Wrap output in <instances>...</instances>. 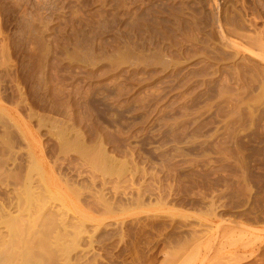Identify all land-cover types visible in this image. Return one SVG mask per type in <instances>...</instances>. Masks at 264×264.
Wrapping results in <instances>:
<instances>
[{"label": "rangeland", "instance_id": "obj_1", "mask_svg": "<svg viewBox=\"0 0 264 264\" xmlns=\"http://www.w3.org/2000/svg\"><path fill=\"white\" fill-rule=\"evenodd\" d=\"M256 37L261 38L262 43L264 42V0H0V90L2 91H0V115L5 121L7 120L9 124L17 121L23 124V127L24 123H27L31 130L37 131L35 121L38 117L46 118L48 115L47 117L72 123L70 120L78 115L75 119L82 118V121L76 120L78 125L81 122L82 125H94V128L98 125L97 127H100V130H95L96 132H89L92 136L99 134L102 137L103 133H106L102 139H109L110 143L105 140L107 146L114 145V148L119 146V152L122 150L124 153L130 148L133 149L130 151H133L138 165L147 168L146 172L149 174L154 172L158 174L159 182L155 180V182H151L153 180L151 175L146 177L140 175L141 177L137 176L135 179V185L145 182L143 188L148 189L142 207L136 208L135 205H131L127 206L131 210L115 211L112 216L108 214L107 217L111 219L104 221V224L107 225L105 230L110 233L118 222L123 221L124 225L121 224V226L125 228L123 230L126 231L124 233L126 236L121 243L113 235L104 242V251L96 249L101 254L102 264H130L135 255L141 251L145 254L158 255L157 260L160 261L161 253L176 248L175 244L177 245L178 239L184 240L190 237V230L199 224L197 216L200 217L201 223L205 224L206 227H203L206 229V233L210 234L207 235L212 239L215 237L214 247L208 251L209 253H205L206 260L208 259L206 264H212L216 257H225L226 254L228 256L235 252L236 248L227 247V244H224L223 248L226 253L218 247L226 243L221 238L230 235V232L233 234H231V239H235L241 233L238 232L242 231L239 225H247L253 229L264 231V220L251 219L253 212L257 210L250 209L256 205L264 206V178L258 176H264V157L251 150L252 148L248 145H246V149L244 141L240 138L235 142L228 140L227 131H224L227 136L223 132V128L226 126L230 129L235 127L233 119L241 120V116H246L248 110L254 109V106L257 109V114L261 116L258 118L261 123H259L260 128L264 125V116L261 115V113L264 114V92L262 90V88L264 89V49H262L264 47H261V51L260 46L257 45L259 42L253 41H256ZM241 38L243 39L241 40ZM193 39L194 41H192ZM39 69H42L41 72ZM51 80L52 82H49ZM43 82L46 83V88L44 86L46 90L42 88ZM50 87L51 89L53 87V92ZM56 89H62L59 92L71 101L61 93H57ZM84 91H87V94L88 92L97 94V97L88 94L87 96L90 98H87ZM91 91L93 92L91 93ZM260 93L261 95H259ZM49 94L53 98L59 99L56 100L57 104H55V99L54 103L52 102L53 99ZM73 94L75 95L72 96ZM68 95L73 98L71 99ZM45 96L47 98L49 96L50 102L49 98L47 99ZM93 96L96 98L93 99ZM259 96H262L263 99L260 100ZM77 99L81 101L75 103L77 109L72 107V110L69 109V111L68 108L71 105L74 106V102H78ZM97 99H100L101 103ZM66 100L68 101L66 102ZM89 100H95L96 106L93 105L97 108L99 106V110L101 109L100 112L97 111V115L94 111L97 109L92 105L93 101ZM58 101H63L65 104L62 102L60 104L63 106H59ZM84 101L87 107L81 108ZM237 101L243 109L239 107ZM228 102L229 104L233 102L232 105H234H229ZM255 103L258 105L256 106ZM100 104H104L106 108ZM206 104L211 106L207 107ZM107 108L108 110H105ZM202 108L208 112L200 110ZM102 109L105 110L103 112L106 115L101 113ZM253 109L255 115L256 112ZM29 110L31 111L29 112ZM63 110H66L65 114L62 113ZM75 110L76 112L78 110L76 114ZM234 111L238 114H235ZM82 112H85V115ZM86 112H94V116H97V119L100 116V119L92 121L94 117L89 113L87 117ZM228 113L233 114V116L230 115L233 119L231 117L229 119ZM33 114L37 115V119ZM66 114L70 119H64L63 116ZM111 116L110 121L108 118ZM189 116L190 118H187ZM181 120L182 122H180ZM227 120L230 123L233 121V126H231L232 123L225 126ZM240 120L238 122L241 125L238 122L236 124L235 129L237 130L245 122L241 120V123ZM82 125H79L80 128L84 127ZM92 126L84 127L83 130L90 131L89 128L91 129ZM45 130V128L40 129L37 136L40 138L41 145L47 147L54 144V142L49 143L54 139L50 136L49 139ZM214 130L218 134L211 138L206 137L211 132H215ZM231 132L232 130L229 133ZM220 133L221 135H219ZM223 134L227 140L224 139ZM237 142L239 143L237 144ZM113 147L108 148L113 149ZM127 148L129 149L127 150ZM178 148L181 150L180 154L185 155H180L181 157L176 155L177 157L168 161L169 163L166 164L168 170H164L162 173L161 165L162 159H165L164 155L171 156L173 149ZM242 148L245 149V153ZM239 149H242L243 152ZM130 151L126 152L127 156ZM123 152L121 156H124ZM240 152L243 156H240ZM118 156L121 157L120 154ZM224 157H228L229 160L226 161ZM239 157L247 159L245 163L251 178L250 186L253 187V192L255 190L258 192L249 196V199L252 200H249L250 202L247 204L245 201L241 202L244 200L241 196L243 191L241 186L243 185L239 181L241 180V171L237 168L239 162H236L241 160V158L238 159ZM238 183L239 185H237ZM123 184L124 181L119 184L121 186L119 193L123 192L128 196L132 193L131 196H135L134 186L130 182ZM170 184L172 190L167 189ZM150 185L154 187L151 188ZM160 193L161 195H158ZM261 194L262 196H259ZM243 195L246 199L247 194L244 192ZM157 196H162L164 203L160 202L159 204L157 200H154V197L158 198ZM253 196L256 199L253 200ZM202 198L204 199L202 200ZM212 198L216 201V205L217 203L219 206L222 205L218 211L220 213H217L218 218L214 219L204 212L207 202ZM141 211L148 213L144 214ZM180 214L189 218L184 219L185 222H183V219V221L179 219ZM70 221L75 222L74 216ZM217 226L219 228L215 233L214 229ZM229 228L235 229V231H230ZM247 232L244 234L247 238H255V232L251 230ZM251 233L254 237L250 236ZM230 238L226 237V239ZM218 243L219 245H217ZM167 245L168 247H166ZM238 245L240 246V244ZM238 245H235L237 246L236 250H240L237 253L241 255L243 249L241 250ZM189 249H186L181 256H192V250ZM215 249L222 250L224 255L222 253L220 255L219 251V256ZM202 253L204 252H201L200 255L204 256ZM181 256L180 258H182ZM155 264H159V262ZM193 264H199V262L196 261Z\"/></svg>", "mask_w": 264, "mask_h": 264}, {"label": "bare ground", "instance_id": "obj_2", "mask_svg": "<svg viewBox=\"0 0 264 264\" xmlns=\"http://www.w3.org/2000/svg\"><path fill=\"white\" fill-rule=\"evenodd\" d=\"M183 23H187V22H183ZM182 26H184V25H182ZM135 28H136V26H135ZM132 32H134V31H132ZM192 32H193V30H192ZM235 36L237 37V35H235ZM242 39L243 38H241V40ZM192 41H194V39ZM195 41H197V40L195 39ZM253 41L256 43L259 42V43H257V45L260 46V50H261V47H264V42L262 43L263 40L261 38L256 37V41L255 40H253ZM250 44H251V42H250ZM231 46H234V45H231ZM262 49H264V48H262ZM178 51H179V48H178ZM261 54H263V53L261 52ZM260 58H262V57L260 56ZM260 58H258V59H260ZM41 70H40V72H41ZM193 73H195V72H193ZM43 75H44V73H43ZM41 77H43V76H41ZM190 78H188V79H190ZM210 78H212V77H210ZM42 79H44V78H42ZM190 80H192V79H190ZM49 82H52V80ZM54 82H55V80H54ZM194 83H196V82H194ZM42 84H43L42 88H44V86L46 88V83L43 82ZM196 84H198V83H196ZM263 86H264V84H263ZM39 88H40V86H39ZM50 89H51V87H50ZM52 89H53V87H52ZM59 90L56 89L57 93L59 92ZM262 90L264 92L263 88H262ZM53 91L54 90H52V92ZM93 91H91V93ZM52 92H50V94ZM44 93H45V91H44ZM44 93L42 92V94H44ZM59 93H61V92H59ZM84 93H86V96L88 94H90V92H88V94H87V91H84ZM261 93L259 95H261ZM50 94H49V96H50ZM65 94L67 95V93H65ZM75 94H73L72 96H74ZM81 94L83 95V93H81ZM52 95H54V94L52 93ZM76 95H78V94H76ZM91 95H96V97H97V94L92 93V94H90V96ZM49 96H48V98H49ZM54 96H56V95H54ZM62 96H65V95L62 94ZM68 96H70V95H68ZM79 96H77V97L79 98ZM1 97H2V95H1ZM65 97L67 98V96H65ZM88 97L89 96H87V98ZM93 97H94L93 99L96 98L95 96H93ZM182 97H183V95H182ZM50 98L53 99L52 100L53 103H54V99H55V102H56L55 104H57L56 100H59L58 98L57 99L53 98V96H50ZM50 98L48 100L49 102L51 100ZM72 98L73 97H71V99ZM261 98L263 99L262 96L260 97V100H261ZM5 99H7V98H5ZM23 99H22V101H23ZM67 99H69V98H67ZM85 99H86V97H85ZM109 99H110V97H109ZM97 100L100 101V99H97ZM103 100H105V98ZM67 101L68 100H66V102ZM69 101H71V100L69 99ZM77 101H78V99H77ZM79 101L74 102V104H73L74 106H72L71 105L72 103H71L70 104L71 107L68 106V107H70V108H68V110L71 109L72 107L75 108V103H79ZM89 101L90 102L93 101L92 105L95 102V100H92V101L89 100ZM191 101H192V99H191ZM220 101H222V100H220ZM228 101H229V99H228ZM62 102L63 101H61V102L58 101L59 106H63V105H61ZM255 102H257V101H255ZM258 102H259V100H258ZM85 103L86 102L84 101V103H82V105L80 107L86 108L87 106ZM99 103H101V101ZM209 103H211V102H209ZM223 103H225V102H223ZM232 103L229 104V102H228L229 105H232ZM236 103L238 104L239 102L237 101ZM63 104H65V103L63 102ZM83 104H85V105L83 106ZM46 105H48V103ZM102 105H104V104H102ZM257 105L258 104H256V106ZM24 106H26V104ZM50 106H51V104H50ZM95 106H94V108H96L97 110H94V111H96L95 115H97V111L99 110V106L97 105L98 108ZM109 106H107V107H109ZM126 106H128V105H126ZM210 106L211 105H209V104L207 105V107H210ZM52 107H50V108H52ZM55 107L56 106L54 105V108ZM103 107L106 108L105 105ZM239 107H241L240 103H239ZM91 108H93V107L91 106ZM234 108H232V109H234ZM250 108H251V106H250ZM255 108L256 107L254 106V109L253 108L249 109L247 115L246 116L242 115L243 117L241 116V114H242L241 111H239L240 109H238V111L241 113V114L239 113V115L241 116V120L245 121V122H243L244 124L242 127H240V128L238 127V130L235 128L237 127L236 124H237L238 120H240V119H237L235 121L231 117V116H233V114L231 115L228 113L229 119H230V117L233 119L235 127H233L234 129L233 128L230 129L229 127H227L226 125H228L230 123L229 120H227L228 122H225L226 127L223 128L224 129L223 132L227 131L228 137H229V138L227 137L228 140L230 139L231 141L233 140L235 142L236 139L240 138L244 141L245 148H246V145H248L250 148H252L251 150L258 153V155H260L261 157L262 156L264 157V125H262L263 127L260 128V125H259L260 122H259L258 118H260L261 116H260V114H257V111H256L257 109H255ZM75 109H77V108H75ZM103 109H102L101 113H104L105 110H108V108L105 110H103ZM228 109H229V107H228ZM252 109L255 110V112H256L255 115L256 116L259 115V117H256L254 115V113H253L254 111H252ZM59 110H60V108H59ZM81 110L83 111V109H81ZM100 110H99V112H100ZM200 110L203 111L204 109L202 108ZM30 111L31 110H29V112ZM63 111L64 112H62V113L65 114L66 110H63ZM69 111H68V113H69ZM235 111H237V110L235 109ZM235 111H234V113H235ZM51 112H52V110H51ZM77 112H78V110H77ZM77 112H76V110L74 111L75 114ZM197 112H198V110H197ZM205 112H208V110H206ZM230 112L233 113V111H231V110H230ZM54 113H55V109H54ZM84 113H83V115H85ZM88 113L86 114V116L88 115ZM93 113L94 112L89 113L90 116L94 117L92 121H94V119H96V120L100 119L99 115H98L99 117L97 119L96 118L97 116H94ZM192 114H195V113H192ZM235 114H238V112H236ZM235 114H234V116H235ZM33 115H35V114H33ZM239 115L237 116L238 118H239ZM261 115L264 116L263 113H261ZM31 116H32V114H31ZM35 116L37 119V115H35ZM47 116H46V118H44V117L39 118L38 117L37 121H35L37 123V129H36L37 131H33L30 129V127L27 123H24V127H23V124H21L17 121H16V123L14 121L13 124H11V123L9 124L7 122V120L5 121V119L0 115V132H1L0 133V264H102L103 259L101 257V254L99 252H97L96 249L104 251V242L108 241L113 235H115L117 237V239L119 240V242H121V243H122L123 239H125L124 237L126 236L124 234L126 231L123 230L125 228H123L121 226V224L124 225L123 221H120L118 223L116 222L117 223L116 226L114 228H112L110 233L105 230L107 225L104 224V221H108L107 219H111L110 217H107L108 214H111V216H112L115 211L124 212L127 210H131V208L129 209V207H127V206H131V205H135L136 208L140 207V206L142 207V204L144 203L145 195H146V193H148V189L145 190L143 188V186H144L143 184L145 183L144 181H143L144 183L140 182L141 184L135 185V179L137 176H140V175H143V177L151 175V178L153 179V180H151V182L152 181L153 182H155V181L159 182L158 174H156V172H154V173L152 172L153 174H149L148 172H146L147 168L145 169L143 167H140L141 165L140 166L138 165V161L136 160V157H134V154L132 153L133 151L132 152L130 151L133 149L130 148V150H129L130 154H128V156H127L126 152L128 153L129 151H126L124 153L122 150H120V152L122 151L124 153V156H121L122 152L121 153L119 152V149H120L119 146H117V147L115 146V148H114L113 147L114 145H110L113 147V149L108 148L110 146H107L108 144L106 141L109 142V139L106 140L107 139L106 138L105 139L106 141L104 140V138L102 139V137L106 133H103L102 137L99 136V134L98 135L95 134L92 136L91 133H89V132H96L95 130H97V129L100 130V127L98 128L97 127L98 125L95 122H93V123H95L97 126L95 125L96 127L94 128V125L93 126L91 125L92 130L89 128L90 131L87 130L88 131L87 132V131L83 130L84 127L87 128V127H91V126H87L86 124H84V122H83L84 125H82V123L80 122L79 125L84 126L83 128H80L81 126H79L77 124L76 120L80 119V121H82L81 120L82 118L75 119L78 115L70 120V121H72V123H70V122L68 123V121H64V120H61L58 118H51L50 116L49 117H47ZM65 116H63L64 119L69 118L68 115H67V117H65ZM79 116L81 117L82 115H79ZM112 116L109 117L108 120H110V118L112 119ZM40 117H42V116H40ZM103 117H105V116H103ZM191 117H193V116L191 115ZM237 117H235V118H237ZM180 118H182V117H180ZM187 118H190V116ZM216 118H217V116H216ZM84 119H85V121H87L86 117ZM224 119H225V117H224ZM261 119H263V118H261ZM88 120H90V119H88ZM210 120H212V119H210ZM105 121H107V120H105ZM188 121H189V119H188ZM233 121L231 122L232 125L230 123L231 126H233ZM242 121H241V123H242ZM180 122H182V120ZM207 122H208V120H207ZM222 122H224V121H222ZM176 124H177V122H176ZM212 124H211V126H212ZM238 124L241 125L240 122H238ZM200 127H202V126H200ZM43 128L46 129L45 131L48 134V137L50 136L52 139H54L53 141L50 140L49 143L51 144V142L52 143L54 142V144H52V145L48 144L49 146L46 145L47 147H45L44 145H41L40 138H38L37 135H38L40 129H43ZM194 128H196V127H194ZM204 128H205V126H204ZM215 129H217V128H215ZM230 130H232L231 133H229ZM217 131H218V129H217ZM217 131H215L213 133L211 132V134L208 136L206 135V137L211 138V137L215 136L216 134H218ZM97 132H99V131H97ZM115 133H117V132H115ZM225 134H223L224 136L222 135L223 137H225L224 139H226V136H227V134H226V136H225ZM198 135H199V133H198ZM219 135H221V133ZM219 135H218V137H219ZM163 136H165V134H163ZM50 137H49V139H50ZM190 137H192V136H190ZM206 140H207V138H206ZM219 140H221V139H219ZM194 142H196V141H194ZM205 143H206V141H205ZM230 143H233V142H230ZM238 143L239 142H237V144ZM114 144H116V143H114ZM118 144H116V145H118ZM234 145H235V143H234ZM21 146H23V147L21 148ZM241 147H243V146H241ZM128 149L129 148H127V150ZM242 149L241 150L239 149V150L242 151ZM173 150H172L173 154L171 156L169 154L164 155L163 158H165V159H162V165H161L162 173L164 172V170H166V171L168 170L166 168L167 167L166 164L169 163L168 161H170L171 159L173 160L174 157H177L176 155H178L179 157H181L183 155V154L182 155L180 154L181 150H179V148L173 149ZM228 150H230V149H228ZM244 150L245 149H243V151ZM244 153H245V151H244ZM119 154L122 158L121 157L119 158V156H118ZM164 154H166V153H164ZM187 155H188V153H187ZM203 155H205V154H203ZM226 155H228V154H226ZM232 156H233V154H232ZM240 156H243L242 153L240 154ZM229 157H230V155H229ZM231 158H230V160H232ZM240 158H241L240 161H236V162H239L238 165L237 164L236 165L238 166L237 168H239V170L241 171V180H239V181H241L240 184L242 183V185H243V186H241L243 191H242V194L241 193L240 194H241L242 198H244V200L241 199L242 200L241 202L244 203V201H245L246 202L245 204H247V202H250L249 200H252V199H249L250 198L249 196L254 195L258 192L256 190L253 192L254 189L252 186H250V181H251L250 179L251 178L249 177L250 175L247 171V167H246V163H245V161L247 159L245 160V159H243V157H239L238 159H240ZM225 159H226V161L229 160L228 157ZM221 160H219V161H221ZM207 161H209V160H207ZM210 162H212V161H210ZM216 163H217V161H216ZM255 167H257V166H255ZM261 171H263V170H261ZM258 176H259V178H262V179L264 178L263 175H261L262 177L260 175H258ZM238 179H237V181H238ZM254 179H255V176H254ZM123 181H124V184H125V182H127V183L130 182L131 185L134 186L133 189L135 192V196H131L132 193L131 194L129 193L130 196H128V194H125L123 192L119 193L120 192L119 189L121 187L119 184H120V182L123 183ZM191 181L194 182L196 180H191ZM159 184H161V183H159ZM167 185H169V184H167ZM189 185H191V184H189ZM237 185H239V183ZM210 186H211V184H210ZM257 186H259V185H257ZM150 187H151V185H150ZM153 187H151V188H153ZM155 187H156V185H155ZM213 187H214V185H213ZM226 187H228V185H226ZM109 188H110V190H109ZM169 188L170 189L172 188L171 184L167 189H169ZM216 188H217V186H216ZM210 189H212V188H210ZM225 189H228V188H225ZM122 190H123V188H122ZM153 190H155V189H153ZM239 190H238V192H239ZM157 191L160 192L159 190H157ZM223 192H224V190H223ZM223 192H221V193H223ZM235 192H236V190H235ZM244 192H245V194H247L246 199H245V195H243ZM204 193H205V191H204ZM198 194H200V193H198ZM217 194H218V192H217ZM158 195H161V193ZM210 195L212 196V194H210ZM214 196H216V195H214ZM259 196H262V194ZM157 197H158L157 199L154 197V200H157V202H159V204H160V202L162 203L164 201V199L162 201V196H160V197L157 196ZM203 199L204 198H202V200ZM254 199H256L255 196H253V200ZM202 200H200V201H202ZM215 202L216 201H214L213 198L210 199L209 202H207L208 203L207 206H205V208H204L205 211L203 210L206 214L212 216L213 219L216 217L218 218L217 213H220L218 211L222 207V205L219 206L218 203L216 205ZM135 206H134V208H135ZM251 207H253V206H251ZM132 208H133V206H132ZM236 208H238V207H236ZM250 209H252V211H253V209L257 210L255 212H253V214H252L253 217H251V219H253V220H257V219L264 220V206L256 205ZM203 211H201V212H203ZM142 213L147 214L148 212L144 211ZM104 214H106V215H104ZM178 214H177V216H178ZM244 214H245V212H244ZM73 216H74L75 222L70 221V219H73ZM179 217H180L179 219H181V220L189 218L188 216H185V215H181ZM156 219H157V217H156ZM196 219L198 220L199 224L195 228H193L194 226L192 227L193 229L190 230L191 231L190 237H188L184 240L178 239L177 245L175 244L176 248H172V251H169V252L168 251H165V252L162 251L163 253H161V255H160L161 256L160 261L157 260L158 255L156 256L153 254H145V252L141 251L140 253H137L135 255V257L131 260L130 264H155L156 262H159V264H184V263L185 264H193L196 261H198L199 264H206L205 262L208 259L206 260L207 255L205 256V253H207L208 251H210L214 247L215 237L212 239L210 236L207 235L209 233H206V229L204 228L206 226H205V224H202L203 222L201 223L200 217L197 216ZM246 219H248V218H246ZM183 222H185V220ZM90 225H91V227L89 228ZM239 226L242 228L241 229L242 231L237 230L238 232H241L239 235H237L238 237L236 236L237 238L236 237H235V239L233 238L234 240L231 239L230 237L233 234H232V232H230L232 234V235L228 234L230 239H226V237H228V236L221 238L224 240L223 242L226 241V243L221 244L219 242L221 244V246L218 248L223 249L225 246L224 244H227V247L231 248V246H232V248L235 247L237 249V246H235V245L240 244V246L239 245L238 246L241 247V250L243 249L242 254L239 255L237 252L240 250L235 249V252L231 253L230 255L228 254V256H227V254H226L227 257L226 256L221 257L220 255H221V253L223 254L225 252V249H223L224 250V252H223L220 249L217 251L216 250L217 248H216L215 250H216L217 254L220 251L219 252L220 255L218 254L220 256V258H217L215 256L216 257L215 261L212 264H264V235H263L264 231L253 229L247 225H239ZM218 228L219 227L217 226V228L214 229L215 233H216ZM232 230L235 231V229H232ZM232 230L230 229V231H232ZM248 230H251L252 232L256 233L255 238L250 239L249 237L247 238L246 235H244L245 232H247ZM251 235H252V233L250 234V236ZM220 236H223V235H220ZM251 237H254V236L252 235ZM219 243L217 245H219ZM170 244H172V243H170ZM190 245H194V246H190ZM166 247H168V245ZM189 247H191V249H189ZM192 247H194V248H192ZM186 249L192 250V252L190 251L192 256H190V255H186L185 257L181 256V254ZM193 250H194V253H193ZM201 252H204V253H202L204 256L200 255ZM216 252H214V253L216 254ZM180 256L182 258H180ZM179 258L182 259L181 260L182 262L179 260ZM179 262H181V263H179Z\"/></svg>", "mask_w": 264, "mask_h": 264}]
</instances>
